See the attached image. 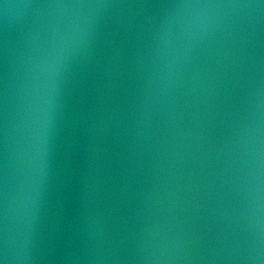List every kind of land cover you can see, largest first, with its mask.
I'll list each match as a JSON object with an SVG mask.
<instances>
[{"label":"water","instance_id":"1","mask_svg":"<svg viewBox=\"0 0 264 264\" xmlns=\"http://www.w3.org/2000/svg\"><path fill=\"white\" fill-rule=\"evenodd\" d=\"M0 264H264V0H0Z\"/></svg>","mask_w":264,"mask_h":264}]
</instances>
